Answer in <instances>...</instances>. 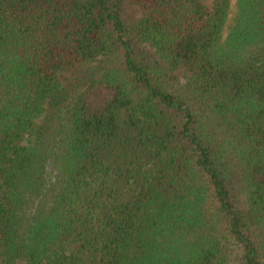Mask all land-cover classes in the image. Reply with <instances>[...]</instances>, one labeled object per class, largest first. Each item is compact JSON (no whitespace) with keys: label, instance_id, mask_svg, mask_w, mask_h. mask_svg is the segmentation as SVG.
I'll list each match as a JSON object with an SVG mask.
<instances>
[{"label":"trees","instance_id":"obj_1","mask_svg":"<svg viewBox=\"0 0 264 264\" xmlns=\"http://www.w3.org/2000/svg\"><path fill=\"white\" fill-rule=\"evenodd\" d=\"M0 264H264V0H0Z\"/></svg>","mask_w":264,"mask_h":264},{"label":"rangeland","instance_id":"obj_2","mask_svg":"<svg viewBox=\"0 0 264 264\" xmlns=\"http://www.w3.org/2000/svg\"><path fill=\"white\" fill-rule=\"evenodd\" d=\"M206 10L210 11L213 0H200ZM112 95L111 89L104 85H94L84 94L85 103L92 109H99Z\"/></svg>","mask_w":264,"mask_h":264}]
</instances>
